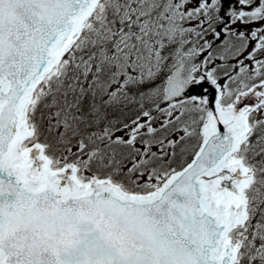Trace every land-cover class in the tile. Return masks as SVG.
I'll list each match as a JSON object with an SVG mask.
<instances>
[{
	"label": "snow or ice",
	"instance_id": "1",
	"mask_svg": "<svg viewBox=\"0 0 264 264\" xmlns=\"http://www.w3.org/2000/svg\"><path fill=\"white\" fill-rule=\"evenodd\" d=\"M0 264H264V0H0Z\"/></svg>",
	"mask_w": 264,
	"mask_h": 264
}]
</instances>
